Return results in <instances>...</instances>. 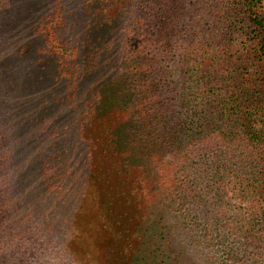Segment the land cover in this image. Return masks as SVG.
Instances as JSON below:
<instances>
[{"label": "trees", "instance_id": "16d2710c", "mask_svg": "<svg viewBox=\"0 0 264 264\" xmlns=\"http://www.w3.org/2000/svg\"><path fill=\"white\" fill-rule=\"evenodd\" d=\"M0 264H264L263 0H0Z\"/></svg>", "mask_w": 264, "mask_h": 264}, {"label": "rangeland", "instance_id": "374dc122", "mask_svg": "<svg viewBox=\"0 0 264 264\" xmlns=\"http://www.w3.org/2000/svg\"><path fill=\"white\" fill-rule=\"evenodd\" d=\"M263 10H264V0H263Z\"/></svg>", "mask_w": 264, "mask_h": 264}]
</instances>
